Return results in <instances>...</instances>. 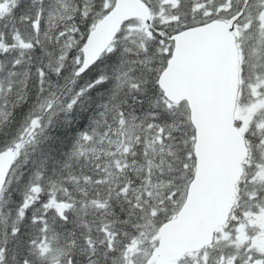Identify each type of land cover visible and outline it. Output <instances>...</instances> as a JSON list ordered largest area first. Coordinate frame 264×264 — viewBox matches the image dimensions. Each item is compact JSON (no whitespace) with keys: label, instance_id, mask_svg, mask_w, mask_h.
I'll list each match as a JSON object with an SVG mask.
<instances>
[{"label":"snow or ice","instance_id":"1","mask_svg":"<svg viewBox=\"0 0 264 264\" xmlns=\"http://www.w3.org/2000/svg\"><path fill=\"white\" fill-rule=\"evenodd\" d=\"M0 264H264V0H0Z\"/></svg>","mask_w":264,"mask_h":264}]
</instances>
